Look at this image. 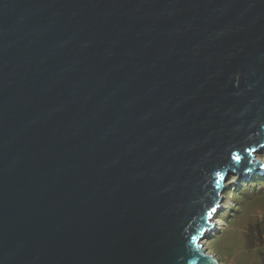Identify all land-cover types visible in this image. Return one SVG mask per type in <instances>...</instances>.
Masks as SVG:
<instances>
[{
	"label": "water",
	"instance_id": "1",
	"mask_svg": "<svg viewBox=\"0 0 264 264\" xmlns=\"http://www.w3.org/2000/svg\"><path fill=\"white\" fill-rule=\"evenodd\" d=\"M263 148L264 0H0V264H223Z\"/></svg>",
	"mask_w": 264,
	"mask_h": 264
},
{
	"label": "rangeland",
	"instance_id": "2",
	"mask_svg": "<svg viewBox=\"0 0 264 264\" xmlns=\"http://www.w3.org/2000/svg\"><path fill=\"white\" fill-rule=\"evenodd\" d=\"M264 164V148L253 155ZM230 174L223 192L221 208L213 215L214 229L201 243L208 253L214 254L223 264H259L255 252L246 247L248 226L264 212V193L250 186L252 180L264 179V172L250 173L239 181ZM245 185V190H242Z\"/></svg>",
	"mask_w": 264,
	"mask_h": 264
},
{
	"label": "trees",
	"instance_id": "3",
	"mask_svg": "<svg viewBox=\"0 0 264 264\" xmlns=\"http://www.w3.org/2000/svg\"><path fill=\"white\" fill-rule=\"evenodd\" d=\"M250 186L257 187L258 193H264V179L252 180ZM242 190H245V187ZM246 247L249 251L256 253L260 261L259 264H264V212L260 217L250 222Z\"/></svg>",
	"mask_w": 264,
	"mask_h": 264
},
{
	"label": "snow or ice",
	"instance_id": "4",
	"mask_svg": "<svg viewBox=\"0 0 264 264\" xmlns=\"http://www.w3.org/2000/svg\"><path fill=\"white\" fill-rule=\"evenodd\" d=\"M235 158H236V159H239V157H238V156H237V157H235ZM215 211H216V209H212V211H211V212H209V213H208V215H209V216H211V215L213 214V212H215Z\"/></svg>",
	"mask_w": 264,
	"mask_h": 264
}]
</instances>
